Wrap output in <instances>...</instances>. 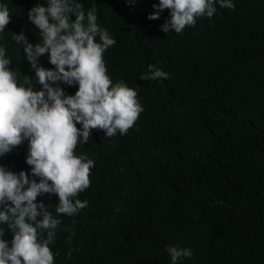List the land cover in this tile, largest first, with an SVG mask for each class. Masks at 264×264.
I'll use <instances>...</instances> for the list:
<instances>
[{"label":"trees","instance_id":"trees-1","mask_svg":"<svg viewBox=\"0 0 264 264\" xmlns=\"http://www.w3.org/2000/svg\"><path fill=\"white\" fill-rule=\"evenodd\" d=\"M77 2L85 13L94 7L116 41L103 55L108 75L136 90L143 111L126 134L92 130L77 145L75 154L94 162L89 206L73 221L58 217L55 264H172L168 246L192 250L177 264H264V0H232L233 9L217 2L212 17L180 33L160 30L167 9L148 19L159 0ZM0 4L12 17L0 32L9 67L20 84L27 76L40 90L13 35L40 42L27 11L46 0ZM38 64L54 68L47 54ZM149 65L169 78L141 79ZM59 86L66 95L77 90ZM21 145L28 149L26 140ZM36 203L57 216L55 194ZM0 229L10 246L13 230Z\"/></svg>","mask_w":264,"mask_h":264},{"label":"clouds","instance_id":"clouds-1","mask_svg":"<svg viewBox=\"0 0 264 264\" xmlns=\"http://www.w3.org/2000/svg\"><path fill=\"white\" fill-rule=\"evenodd\" d=\"M217 2L221 8H234L232 0H159L154 5L157 12L148 19H158L159 11L167 9L170 19L160 30L180 33L194 26L197 18L212 17ZM11 19L7 5L0 4V32ZM27 19L38 30L40 42L29 43L23 32L14 34L13 39L23 44L40 90H34L27 76L24 84L18 82L9 67L11 60L0 46V158L19 171L16 174L0 165V224L13 230L9 246L3 239L5 230L0 229V264H55L50 245L61 224L58 217L73 221L89 206L85 193L93 184L94 162L76 155L77 145L81 139L88 143L92 130H101L107 137L126 134L143 108L136 90L123 81L113 83L108 75L103 55L116 41L98 24L94 7L85 13L77 0H46V6L31 7ZM44 54L53 69L38 64ZM148 68L149 73L141 79L169 78L152 65ZM60 83L76 85L77 90L66 95ZM25 140L27 150L21 145ZM15 155L20 156V162H13ZM25 170H31L38 182L30 180ZM42 194L58 197L57 216L43 203H36ZM166 251L172 264L192 256L190 248L168 246ZM68 255L70 258L71 250Z\"/></svg>","mask_w":264,"mask_h":264}]
</instances>
